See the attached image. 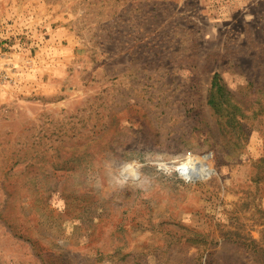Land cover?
Wrapping results in <instances>:
<instances>
[{
  "label": "rangeland",
  "instance_id": "1",
  "mask_svg": "<svg viewBox=\"0 0 264 264\" xmlns=\"http://www.w3.org/2000/svg\"><path fill=\"white\" fill-rule=\"evenodd\" d=\"M0 264H264V0H0Z\"/></svg>",
  "mask_w": 264,
  "mask_h": 264
},
{
  "label": "trees",
  "instance_id": "2",
  "mask_svg": "<svg viewBox=\"0 0 264 264\" xmlns=\"http://www.w3.org/2000/svg\"><path fill=\"white\" fill-rule=\"evenodd\" d=\"M225 99V93L223 90L222 80L219 75L214 74L211 82V93L209 95V102L214 103V106H218L220 103H223Z\"/></svg>",
  "mask_w": 264,
  "mask_h": 264
},
{
  "label": "bare ground",
  "instance_id": "3",
  "mask_svg": "<svg viewBox=\"0 0 264 264\" xmlns=\"http://www.w3.org/2000/svg\"><path fill=\"white\" fill-rule=\"evenodd\" d=\"M207 166L206 160L204 158H196L190 160V162H185L181 164V169L189 170L193 174H198L200 169H203Z\"/></svg>",
  "mask_w": 264,
  "mask_h": 264
}]
</instances>
